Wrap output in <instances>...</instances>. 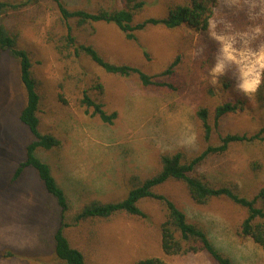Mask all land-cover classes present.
Instances as JSON below:
<instances>
[{"label": "rangeland", "instance_id": "1", "mask_svg": "<svg viewBox=\"0 0 264 264\" xmlns=\"http://www.w3.org/2000/svg\"><path fill=\"white\" fill-rule=\"evenodd\" d=\"M26 0H0L20 4ZM71 8L93 11L107 0H64ZM148 7L139 20L164 14L163 8ZM8 28L19 33L22 48L29 51L34 72L43 96L41 131L63 141L54 151H39L57 182L65 189L73 212L92 200L112 201L125 195L124 179L133 173L153 170L165 151L183 149L194 153L200 148L194 118L200 103L213 104L231 91L223 90L225 75L236 85L243 64L224 60L222 75L213 80L210 69L223 59L222 48L230 42L233 55L255 52L264 46V0H218L209 31L200 36L186 28L167 30L149 26L129 41L113 24H95L78 31L79 40L92 44L109 61L129 64L151 74L164 70L177 56H182L174 88L143 87L135 78L107 74L87 58L66 59L56 49L63 28L51 0L21 7L3 16ZM261 31L256 33L255 28ZM216 36H223L224 41ZM142 49L150 55L143 56ZM202 66V68L200 67ZM197 66V68H196ZM195 68V69H194ZM199 68V69H198ZM195 71H198L195 74ZM102 86V87H100ZM214 88V95L209 89ZM103 103L108 113L117 112L113 124L85 113L81 105L83 92ZM235 94L246 95L235 86ZM26 92L20 80L19 63L7 53L0 56V264H61L54 255V233L61 226L62 211L55 198L47 193L37 173L27 168L15 182L13 175L26 158V147L34 137L20 122ZM261 123V112L226 117L219 131L253 133ZM195 134V139H191ZM218 136H214V142ZM262 163L255 176L252 162ZM200 171L213 181L235 180L247 186L255 179L264 182V150L258 145H237L227 155L210 159ZM159 192L170 196L192 221L202 223L213 245L228 255L234 264H264V250L252 239L241 242L233 230L240 215L224 200L199 206L185 186L169 182ZM142 208L148 221L115 217L90 220L66 228L74 245L80 248L86 264H135L158 257L168 264H215L205 253L170 257L161 248V207L144 200ZM10 250L12 257H1Z\"/></svg>", "mask_w": 264, "mask_h": 264}, {"label": "trees", "instance_id": "2", "mask_svg": "<svg viewBox=\"0 0 264 264\" xmlns=\"http://www.w3.org/2000/svg\"><path fill=\"white\" fill-rule=\"evenodd\" d=\"M40 0H26L20 4L0 2V56L7 53L20 67V80L26 92L25 105L20 112V122L32 133L34 140L26 147V158L16 169L12 181H17L27 168L33 169L45 190L57 201L61 208V226L54 233V255L61 264H86L83 251L69 238L66 228L77 226L90 220H109L123 217L128 220L148 221L150 216L142 208L144 200L157 203L164 214L160 225L161 248L170 257L188 256L205 253L215 264H234L231 258L220 252L212 243L206 227L192 221L183 208L170 196L159 192V188L169 182L182 183L191 199L199 206H209L215 201L224 200L239 212L232 225L234 233L241 242L252 239L264 250V182L249 179L247 186L235 180L213 181L200 169L212 158L223 157L237 145H260L264 150V83L253 98L233 93L236 82L224 76L219 81L223 90L231 91L229 98L211 104L200 103L194 113L200 148L189 153L183 149L165 151L158 157L157 166L146 173H133L124 179L125 195L112 201L92 200L73 212L71 201L65 189L57 182L52 168L39 156V151H54L63 147V141L55 135L41 131V107L43 96L39 81L34 72L31 54L20 45L17 31H13L2 21L11 11L39 3ZM53 1L63 34L54 42L57 51L66 59L87 58L102 68L107 74L135 78L143 87L174 88L172 82L182 66V56H177L164 70L151 74L149 71L129 64H116L107 60L92 44L81 42L78 31L95 24L115 25L129 41L138 40L137 34L149 26L163 27L167 30L190 29L205 36L210 21L218 5V0H155L153 5L163 8L164 14L139 20L144 11L152 5L151 0H107L97 9L90 11L71 8L67 1ZM143 56L150 60L149 53L142 49ZM202 68V66L200 65ZM197 68V66H196ZM195 69V68H194ZM199 69V68H198ZM198 71H195L197 74ZM102 87V86H100ZM214 95V88L209 89ZM81 105L87 115L98 117L106 124H113L117 112L108 113L104 104L83 92ZM248 112H261V123L253 133H226L219 131L222 121L228 116ZM218 141L214 142V136ZM263 165L254 161L249 171L255 176L262 171ZM7 250L1 257H12ZM135 264H168L158 257H149Z\"/></svg>", "mask_w": 264, "mask_h": 264}, {"label": "clouds", "instance_id": "3", "mask_svg": "<svg viewBox=\"0 0 264 264\" xmlns=\"http://www.w3.org/2000/svg\"><path fill=\"white\" fill-rule=\"evenodd\" d=\"M254 31L259 33L261 29L260 27H257ZM212 35L217 40H225L223 36H216L214 32ZM236 51V49L232 48L230 42H225L222 48L223 59L218 60L214 64V66L210 69V74L213 80H215L217 76L222 75L225 69L224 60L233 61L238 64H243L244 61H247L248 63L243 64L240 82L236 85V87H238L246 95L254 94L257 92L262 83H264V46H261L255 52H238L237 55L240 59H237V56L233 55V52ZM191 139H195V134L192 135Z\"/></svg>", "mask_w": 264, "mask_h": 264}]
</instances>
